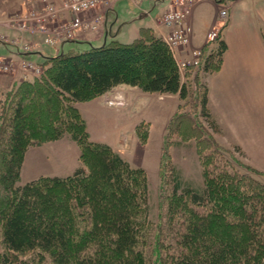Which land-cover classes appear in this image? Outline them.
<instances>
[{
  "label": "trees",
  "instance_id": "1",
  "mask_svg": "<svg viewBox=\"0 0 264 264\" xmlns=\"http://www.w3.org/2000/svg\"><path fill=\"white\" fill-rule=\"evenodd\" d=\"M202 50L194 68L217 71L225 42L218 36ZM44 59L39 76L0 90V264H264V173L234 159L220 164L213 141L200 159L201 184L185 181L168 160L165 211L154 223L145 171L89 139L75 104L118 85L186 103L194 68L181 73L161 37L142 28L130 43L110 36L102 46ZM196 87L199 117L219 134L206 86ZM184 117L176 112L167 132ZM62 138L79 146L80 166L20 185L28 148Z\"/></svg>",
  "mask_w": 264,
  "mask_h": 264
},
{
  "label": "rangeland",
  "instance_id": "2",
  "mask_svg": "<svg viewBox=\"0 0 264 264\" xmlns=\"http://www.w3.org/2000/svg\"><path fill=\"white\" fill-rule=\"evenodd\" d=\"M2 1L3 2L0 3V76L1 78L6 76L12 78L13 81L10 86L23 80L24 70L21 66L22 63L31 62L41 66L46 63L44 59L45 56H55L61 52L84 51L90 47H99L103 45L104 39L102 38L90 44L80 42L64 43L61 47V39L65 36L62 26L69 23L73 17L72 14L66 12L59 15L54 21H49L46 25L48 31L46 32V36L50 33V37H56L58 40L53 46L48 45L44 42V34L36 31L34 32V29L29 30L27 28H19V22L21 23L25 20L27 23V21H30L28 10L36 9L37 7L35 5H29L27 3L28 0ZM118 1L120 0L113 1L109 7ZM212 1L214 0L202 1L195 10L194 28L197 30L198 34H200L201 39H203L205 31L210 24V20L216 11L212 4H210ZM170 2L171 0H152L151 2H149V0H143V9L149 12L146 17H141L140 12L137 10L140 6L136 8L137 5H133L131 1L117 6L118 18L115 19V24L112 29L114 39L121 43L132 42L135 37L139 36L142 28L154 26L153 21L155 18V23H159L158 20L161 15L159 17L158 15L161 9L167 7ZM222 3L227 4V0H223ZM247 3L250 5L249 7H251V1L248 0ZM222 10H226V7H220L219 12ZM103 11H105L104 8L100 7L96 13L101 14ZM93 15H95V13H88L85 19L92 18ZM226 16L227 14L225 17H220V15H218V17L223 20ZM112 19L109 21L112 22ZM102 23H98L96 31H90L87 29L77 30L74 36L75 39L81 41L80 39H92L93 37H96L101 33L100 29ZM108 39L109 37H107V40ZM25 46L28 52H34L36 51V48H40L44 49V53H41V57H33V60L22 59L17 56V48L21 51ZM190 49L193 48L190 47L189 43L186 50L190 51ZM207 49L208 48H206V50ZM186 71L187 69L185 72ZM25 73L27 76L26 80H31L34 76L30 71ZM195 74H198L196 80H194L193 77ZM190 76L191 77L187 80V83L191 84L189 88L190 96L186 99V103L185 101H180L183 105L181 109H178L177 111L182 112V114L185 115V119H181V121L179 120L178 122L175 121L171 124L168 132L165 129L164 123L166 119L165 115L170 111L172 99H166L159 104V102L153 97H147V99L144 100L140 98L137 100L136 104H134L133 110L130 114V112H128V106L125 107L126 109L118 108L124 104L122 97L119 94H114L105 100L106 106H104L102 113L99 115V118L103 122H97V127L91 128V140L110 145V148L119 153L120 156H122V158L131 166L140 167L145 171L148 193L147 219L154 223L160 219L163 215L160 216V214L165 211L163 198L167 195L170 188V185L167 182L169 171H167V166H165V162H168V160L171 165L180 171L181 176L185 181L191 182L194 185L201 184L202 167L200 159L203 155L210 153L211 147L209 146H211L213 141L214 144L223 151L219 155H216L217 162H220L219 160L223 159L231 163V159H234L238 160L240 163L250 165L261 173H264L262 168L250 164L246 158H243L239 150L236 151L234 149L233 143L222 140L219 134H214L208 129L207 123L199 117V109L196 107L197 101L194 99V94L197 88L196 85L204 84L206 73L199 71V68L197 67L191 69ZM8 87L0 85V90L5 91ZM116 96L121 98L122 104L120 105L116 103L115 105H108L109 100L118 98ZM162 113L164 114L161 115ZM128 118L132 121L135 119H145V123L148 125V135L146 125H140L138 129L139 134L144 133L147 135L145 141L141 142V139L139 138L140 136H138L139 134L135 132L136 134H133L130 144L127 146L126 130L123 128L127 125ZM113 120H115V122L117 121L116 126L114 127L110 125V122ZM88 121L92 124L90 119ZM148 121H150V123H148ZM117 129H123L122 133L125 132V137L123 136L121 138V142L115 140L114 131H117ZM118 144L119 146H117ZM75 145L78 148V162L75 163L73 169L70 168V159L57 160L51 155L47 148L31 149L27 155L25 163L26 165H31L29 173L32 172L31 175L35 177L39 176L40 173L59 177H65L69 174L71 175L73 171L80 166V149L77 143ZM115 145L118 148L112 147ZM33 150L36 151L33 152ZM221 163L223 162H220V164ZM165 171H167V173ZM164 174L165 178L163 176ZM26 182L27 177L26 175H23L19 184L23 185ZM163 222H165L164 219Z\"/></svg>",
  "mask_w": 264,
  "mask_h": 264
},
{
  "label": "crops",
  "instance_id": "3",
  "mask_svg": "<svg viewBox=\"0 0 264 264\" xmlns=\"http://www.w3.org/2000/svg\"><path fill=\"white\" fill-rule=\"evenodd\" d=\"M128 1L120 0L105 11L99 35L92 39H80L81 41L75 39V42L72 43L90 44L102 38L104 42L105 39L107 40V37L114 36L112 29L115 19L118 18L116 8ZM151 1L149 0V2ZM222 1L214 0L210 2L216 11L210 20L203 39H201L200 34L194 28L195 10L202 2L193 6L188 18V22L192 28L190 47L201 48L205 43V35L210 28L213 25L219 27V37L225 42L226 50L222 55L219 69L213 73L206 74L204 77V84L207 89V108L220 128L219 135L222 140L230 141L233 145L239 146L250 164L264 170V0H250L251 7L247 3L248 0H227V4H223ZM1 2L3 1L0 0ZM142 3L143 0H139L138 3H133V5H137L136 8L140 6L137 10L140 12L141 17H146L149 12L143 9ZM169 5L161 9L158 17L170 7ZM222 6H225L227 10V16L224 20L218 17L220 7ZM110 19L113 21H109ZM155 19L153 21L155 27L147 26L146 28H149L152 33L161 37L166 33V29L157 25ZM60 46L62 47V44ZM41 53H44V49L36 48L34 52L25 53L18 51L17 56L22 59L33 60V57H41ZM12 81V78L8 76L2 78L0 76V85L2 86L8 87ZM114 94L121 95L124 102L118 108L124 109L128 106L130 114L134 104L140 98L144 100L147 97H153L159 104L166 99H172L170 111L165 115V129L172 116L178 111V106L181 103L177 94L160 95L145 93L136 87L127 85H118L104 95L89 101L79 102L75 104V107L85 122L89 139L92 142L97 141L91 140V128L97 127V122H103L99 118V115L102 113L104 106H106L105 100ZM89 119L92 121V124L88 121ZM116 123L117 121L113 120L110 122V125L114 127ZM140 125H146L148 135V125L145 123V119H135L132 121L128 118L127 125L123 128L126 130L127 146L130 144L136 128ZM123 129L114 131L115 140L118 142H121L123 136L125 137V132L122 133ZM75 144L74 141L68 138H62L40 146L30 147V149L28 148L24 155L20 179L23 175H26L28 182L40 176H48L40 173L39 176L35 177L31 175L32 172L29 173L31 165H26L25 163L31 149L47 148L57 160L70 159V168L73 169L75 163L78 162V148ZM112 147L118 148L116 145Z\"/></svg>",
  "mask_w": 264,
  "mask_h": 264
},
{
  "label": "built area",
  "instance_id": "4",
  "mask_svg": "<svg viewBox=\"0 0 264 264\" xmlns=\"http://www.w3.org/2000/svg\"><path fill=\"white\" fill-rule=\"evenodd\" d=\"M113 1L117 0H28L29 5H35L37 8L28 10L29 20L27 23L23 20L19 22V28L34 29V32L45 35L44 42L53 46L57 42L56 37H50L47 31V24L49 21H54L59 15L64 12L72 14L69 23L64 24L65 36L62 41L75 39V32L81 29L96 31L98 23L104 20L105 11H107ZM133 3H138L139 0H129ZM205 0H171L170 7L165 10L159 17L157 25L166 29V33L161 36L162 40L168 47L173 56L179 71L182 73L188 67H196L199 64L200 58L203 54V48H193L190 51L186 49L190 43L192 33L191 26L188 22L189 15L194 5ZM104 8L101 14L96 13L99 8ZM88 13H95L93 17L85 19ZM220 17H225L226 10L219 12ZM19 20V19H18ZM27 20V19H26ZM29 25V26H28ZM32 25V26H30ZM219 27L213 25L206 33L204 46L212 45L218 38ZM57 35V34H56ZM16 46V45H15ZM22 51H28L26 46ZM187 51V52H186ZM25 72H32L34 76H39L42 73L41 66L31 62L22 63ZM108 101V105L122 104L119 96Z\"/></svg>",
  "mask_w": 264,
  "mask_h": 264
}]
</instances>
